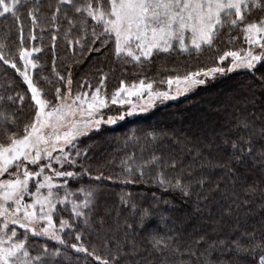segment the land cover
Here are the masks:
<instances>
[{"label": "trees", "instance_id": "1", "mask_svg": "<svg viewBox=\"0 0 264 264\" xmlns=\"http://www.w3.org/2000/svg\"><path fill=\"white\" fill-rule=\"evenodd\" d=\"M57 2L29 0V4L18 11L19 21L11 15L0 18V50L6 59L22 68L19 49H41L33 54L38 67L31 75L50 100L57 87L64 91L69 72L74 92L81 90L84 81L91 86L99 84L101 73L106 74L107 90H116L121 81L131 85L141 79L158 87L170 75L212 67L219 53L246 47L237 32L231 33L237 39L228 43L225 31L220 33L214 48L154 54L141 64L126 63L115 58L111 43L99 52H88V42L82 41L84 49L70 45L68 39L74 40L80 32L74 28L65 39L68 25L63 13L74 15L68 6H62L57 16L58 30L52 27ZM29 6L39 9L35 27L27 14ZM259 15L258 11L253 12V17ZM30 34L36 39L32 40ZM98 45L99 42L93 47ZM56 73L64 76L65 81H60ZM17 94L24 97L22 103ZM9 96L13 98L11 101ZM0 98V112L14 121L7 127L20 131L32 117L34 102L23 77L3 60H0ZM245 123L247 127L243 126ZM151 134H155V140ZM3 139L0 127V140ZM234 141L239 147H247L250 142L253 156H245L238 163L235 156L240 153L232 148ZM76 147L82 153L77 158L78 165L83 164L92 177L103 174L99 181L88 175L78 181L70 180L73 188L91 185L96 189L90 226L79 225L83 229L84 246L96 255L110 259L119 248V264H214L221 260L222 250L218 245L217 249L210 250L209 258L206 242L230 241L241 233H254L257 243L264 240V163L260 155L264 151V64H258L254 74L246 70L231 73L145 116L128 120L116 128L103 127L78 141ZM153 153L162 155L165 161H178V170L164 168V174L169 180L183 175L185 180L191 181L190 196L157 183L155 176L160 169L155 166H146L144 175H139L136 167L149 160ZM123 161L132 163L131 177ZM229 169L234 170L235 182ZM201 176L207 177L203 187L195 183ZM125 179L132 182L124 183ZM249 185L253 191H249ZM205 196L207 200L203 199ZM145 208L151 212V219L142 229L137 221ZM62 215L69 217L67 212ZM153 233L170 237L169 247L161 251L153 248L150 240ZM65 241L67 245L77 243L71 234L65 235ZM29 243L33 245V254L45 243L50 250L60 247L63 255L59 264H97L92 256L55 242L32 238ZM223 259L229 264H240L248 258L226 252Z\"/></svg>", "mask_w": 264, "mask_h": 264}, {"label": "snow or ice", "instance_id": "2", "mask_svg": "<svg viewBox=\"0 0 264 264\" xmlns=\"http://www.w3.org/2000/svg\"><path fill=\"white\" fill-rule=\"evenodd\" d=\"M28 4L29 0H0V18L11 15L19 21V9ZM62 6H68L74 13L73 16H69L68 12L63 13L68 25L65 39H68L74 28L80 32L74 40L68 39L70 45H79L84 49L85 43L82 41L88 42V52H99L111 43L112 54L126 63L141 64L149 61L154 54L173 51L190 53L200 52L205 47L214 48L220 33L225 31L228 43L237 39V36L231 35L237 32L246 47L219 53L212 67L168 76L161 81L166 83L165 89H154L153 82L145 83L143 79L130 87L121 81V86L110 98L101 95L105 73H101L99 84L94 90L84 81L81 90L74 93L69 72L64 91L57 87L51 100L34 82L29 71L38 67L33 54L41 51L39 47L19 49L22 68L6 59L0 50V60L10 64L23 77L30 91V99L34 102L32 117L20 131L10 130L7 124L14 121L0 112V127L4 135V139L0 140V264H59V258L63 255L60 247L50 250L45 243L33 254L30 237L49 239L60 246L70 247L77 253L92 256L97 264H119V248L109 259L96 255L94 251L90 252L82 241L83 229L79 225L90 226L96 189L91 185L73 188L70 180L78 181L80 177L88 175L90 179L99 181L103 174L92 177L83 164L78 165L77 158L82 155L76 147L78 139L94 130L98 131L102 124H114L117 119H124L123 113L105 119L101 110L107 108L109 103L128 105L127 115H132L137 110L146 111L154 107L157 101L175 99L218 74L237 69L254 74L257 65L264 64V0H58L52 13V27L57 30L59 25L55 21ZM38 11L33 6L27 8L33 27L38 24ZM254 11L260 15L253 17ZM20 31L23 44L22 25ZM30 38L36 39L31 34ZM52 39L55 41V35ZM97 42L99 45L93 47ZM56 75L60 81H65L64 76L59 73ZM85 86L88 90H84ZM131 96H137L142 103H133L127 98ZM12 99L8 97V100ZM17 99L22 103L24 97L17 94ZM243 126L248 125L245 123ZM151 135L155 140V134ZM232 148L240 153L235 156L238 163L245 156H253L250 142L247 147H239L234 141ZM260 155L264 163V151ZM131 160L132 157L129 158ZM129 161L122 163L131 177L133 166ZM177 164L176 159L165 161L162 155L153 153L149 160L136 167V171L142 177L146 166H155L160 169L155 176L157 183L162 187H174L185 196H190L191 181L185 180L183 175H177L174 181L169 180L164 174V168L177 169ZM229 172L235 182L234 170L229 169ZM107 179L111 180L112 177ZM123 182L132 181L125 179ZM206 182L205 176L195 181L201 187ZM248 189L254 190L251 185ZM203 199L207 200L208 197ZM64 212L69 214L68 218L62 215ZM150 219L151 212L147 208L142 209L138 226L145 228ZM128 227L131 228V225ZM68 234L73 235L77 243L67 245L65 235ZM150 240L152 247L161 251L169 247L171 238L153 233ZM245 240L249 242L245 243ZM206 244L209 258L210 250L217 249L218 245L219 250H222L221 260L214 264H229L223 259V253L226 252L248 258L240 264H264V240L257 243L254 233H241L230 241L221 239Z\"/></svg>", "mask_w": 264, "mask_h": 264}, {"label": "rangeland", "instance_id": "3", "mask_svg": "<svg viewBox=\"0 0 264 264\" xmlns=\"http://www.w3.org/2000/svg\"><path fill=\"white\" fill-rule=\"evenodd\" d=\"M227 61L225 62V66H227ZM32 70L33 69H30L29 71H30V74H31V72H32ZM241 70H243V69H237V70H234V71H232V72H226L225 74H223V75H217L215 78H208L207 80H206V83L205 84H203V85H199V86H197L196 88H194L193 90H191V91H189V92H187V93H184V94H182V95H179V96H177L175 99H169V100H166V101H164V102H159V101H157L156 102V104H155V106L154 107H152V108H149V109H147L146 111H139V110H137L134 114H132V115H127V111H128V105H112L111 103H109V105H108V107L107 108H105V109H102L101 110V112L103 113V115H104V117H105V119H107V117L108 116H112V117H118L120 114H124V119H117V121H116V123H114V124H102L101 125V127H100V129L101 128H103V127H107V128H116V127H118V125H121V124H125V122L126 121H128V120H131V119H134V118H137V117H140V116H145V115H147L148 113H150V111H152V110H154V109H156V108H158V107H160V106H163V105H166V104H168V103H170V102H173V101H177V100H179V99H181V98H186V96H188V95H190L192 92H194L196 89H198L199 87H202V86H207V85H210V84H212L213 82H215V81H217L218 79H220L221 77H223V76H226V75H229V74H231V73H235V72H239V71H241ZM126 87H130L131 85H128V84H124ZM98 86V84L97 83H95V84H93L92 86H91V89H95L96 87ZM121 85H119L117 88H115V89H118L119 87H120ZM71 87H72V90H73V86L71 85ZM174 87V86H173ZM153 88L154 89H165V88H167V85H166V83H160V85L157 87L156 85H154L153 84ZM86 90H88V89H86ZM115 90H107V89H105V85H103L102 86V89H101V95H104V96H106V97H111V95L113 94V92H114ZM30 92V91H29ZM73 92H74V90H73ZM75 93V92H74ZM123 95V94H122ZM144 95L146 96L147 95V93L145 92L144 93ZM128 99H130L133 103H135V104H137V105H139V104H141L142 103V101L141 100H139L138 99V97L137 96H131V97H127ZM94 132H97V131H92L91 133H89V135H91L92 133H94ZM89 135H87V136H83V137H80L79 139H78V141H80L81 139H83V138H88V136ZM77 141V142H78ZM54 167H55V165H54ZM33 237H30L29 239H32ZM35 239H43V240H45V241H50V242H55V241H52V240H49V239H44V238H35ZM56 243V242H55ZM57 244V243H56Z\"/></svg>", "mask_w": 264, "mask_h": 264}]
</instances>
